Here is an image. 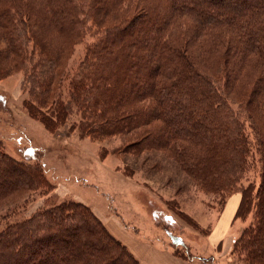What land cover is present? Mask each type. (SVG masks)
<instances>
[{
    "label": "trees",
    "instance_id": "obj_1",
    "mask_svg": "<svg viewBox=\"0 0 264 264\" xmlns=\"http://www.w3.org/2000/svg\"><path fill=\"white\" fill-rule=\"evenodd\" d=\"M91 27L96 39L68 78ZM15 70L37 91L27 111L47 130L76 112L85 135L169 146L202 190L240 192L235 216L253 214L236 247L264 264V0H0V78ZM3 153L0 164L24 179H0V207L43 183ZM253 164L258 185L236 189ZM3 224L0 264H139L80 203Z\"/></svg>",
    "mask_w": 264,
    "mask_h": 264
},
{
    "label": "rangeland",
    "instance_id": "obj_2",
    "mask_svg": "<svg viewBox=\"0 0 264 264\" xmlns=\"http://www.w3.org/2000/svg\"><path fill=\"white\" fill-rule=\"evenodd\" d=\"M94 31L91 27L82 43L74 47L68 61V78L82 60L86 45L96 39ZM23 78L18 70L0 78V149L14 162L35 168L43 183L15 199L7 194L12 199L0 207V227L63 202L80 203L113 238L106 224L112 229L126 228L139 238H154L163 247L199 264L201 259L211 264H247L236 245L243 229L251 223L252 209L243 210L239 217L234 215L224 244L209 251L206 242L228 197L240 192L230 195L202 190L179 167L175 151L169 146L139 148L129 145L133 140L128 136L95 139L85 135L76 112L47 130L27 111V106L35 108L32 96L37 91ZM67 81L60 90L63 98ZM48 102L41 111L50 122L54 107ZM187 151L194 150L191 147ZM0 166V179L5 177L6 185L24 179L22 170L12 174L2 163ZM257 171L256 164L249 166L236 189L246 187L248 182L257 186Z\"/></svg>",
    "mask_w": 264,
    "mask_h": 264
},
{
    "label": "crops",
    "instance_id": "obj_3",
    "mask_svg": "<svg viewBox=\"0 0 264 264\" xmlns=\"http://www.w3.org/2000/svg\"><path fill=\"white\" fill-rule=\"evenodd\" d=\"M239 201V194H233L226 200L206 240L209 251H212L220 243L224 244V240L228 238L227 235ZM106 226L109 232L123 243L139 264H199L198 262H187L169 247H163L161 242H157L154 238L143 239L135 233L127 231L126 228L120 230L119 228L115 229V227L112 229L108 224Z\"/></svg>",
    "mask_w": 264,
    "mask_h": 264
}]
</instances>
